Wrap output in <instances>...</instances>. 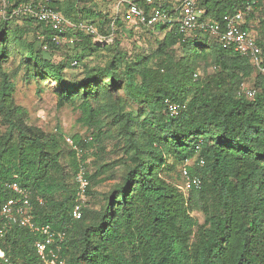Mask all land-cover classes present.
I'll return each mask as SVG.
<instances>
[{
	"label": "trees",
	"instance_id": "1",
	"mask_svg": "<svg viewBox=\"0 0 264 264\" xmlns=\"http://www.w3.org/2000/svg\"><path fill=\"white\" fill-rule=\"evenodd\" d=\"M28 1L16 0L11 9ZM82 1L55 0L52 8L74 25H94L113 42L95 43L93 36L71 29L74 43L57 46L44 23L28 16L0 18V206L15 196L8 183L30 190L35 222L66 233V264H264V73L209 34L181 35L176 24L144 26L154 43L130 54L118 38L120 16L113 19ZM262 1L243 27L251 33ZM197 2L201 21L224 25L246 0ZM159 3L171 10L160 0L142 6L150 13ZM259 21L264 69V12ZM11 60H18L39 92L55 87L58 109L80 111L86 139L76 134L71 146L59 128L47 133L31 123L5 69ZM209 67L214 72L202 76L201 69ZM77 69L81 77L71 74ZM251 79L255 97L240 96V85ZM167 100L186 108L172 117ZM74 147L86 151L85 160L93 156L86 165L87 194L99 196L85 203L80 220L71 216L80 163ZM117 152L118 158L107 159ZM171 158L181 165L195 159L188 168L201 178L199 190L186 194L163 176L175 168ZM111 181L106 192H96ZM194 212L202 213V224ZM38 238L13 227L0 236V250L15 264H40Z\"/></svg>",
	"mask_w": 264,
	"mask_h": 264
},
{
	"label": "built area",
	"instance_id": "2",
	"mask_svg": "<svg viewBox=\"0 0 264 264\" xmlns=\"http://www.w3.org/2000/svg\"><path fill=\"white\" fill-rule=\"evenodd\" d=\"M16 0H0V18L12 19L20 16H28L37 22L48 25L53 34L51 41L57 46L65 44H73L75 39L68 37L71 29L79 30L86 35L94 37L95 43H107L109 40L102 37L97 28L86 22H80L76 25L72 24L65 16L52 8L55 0H30L15 6ZM156 0H123L126 6V13L131 22L154 28L159 24L178 26L181 35H188L194 31L201 30L217 39L223 49L233 50L242 57L248 58L252 61L254 66L264 73L262 68V49L257 44L254 35L243 27L247 23V16H249L254 9V5L258 0H246L245 8L240 10L236 15L226 18L224 25L220 22L201 21L203 12L198 7L197 0H182L177 9H164L159 3L157 8H153L150 13L142 6V3L147 6L155 4ZM44 51L49 50V45L46 43L43 46ZM76 64V63H75ZM198 77L197 75L195 76ZM239 95L247 98H254L256 89L249 83L244 82L240 85ZM166 112L174 117L177 116L181 110L185 109V105L166 101ZM69 145L74 146L72 138H66ZM77 158L79 160V168L75 179L78 183V192L76 202L73 206L71 216L74 220H80L83 216V208L88 201V188L90 182L86 176L89 160H85L86 151L74 147ZM191 160H186L181 168L182 185L180 189L184 193L192 190H199L202 187V180L198 176H192L189 172V163ZM200 166H204V161L199 162ZM8 189L14 193V197L0 206V222L2 228L0 229V236L13 227L25 228L29 232L36 234L39 238L34 243V248L38 256L40 264H66L63 257V247L66 241V233L54 230L50 225H39L35 222L32 215L34 209L33 194L27 188L22 187L16 182L7 184ZM36 203L43 205L41 198H35ZM0 259L7 264H15L7 259L5 253L0 250Z\"/></svg>",
	"mask_w": 264,
	"mask_h": 264
},
{
	"label": "rangeland",
	"instance_id": "3",
	"mask_svg": "<svg viewBox=\"0 0 264 264\" xmlns=\"http://www.w3.org/2000/svg\"><path fill=\"white\" fill-rule=\"evenodd\" d=\"M64 1V0H61ZM260 2V0H258ZM84 7H96L97 11L102 12L103 14L108 15L109 17L116 19L117 16H120L124 23V27L120 30V35L118 38L122 39L123 49L128 51L130 54H135L136 52H140L141 48H146L147 44L151 42L154 43V39L150 37L146 32V28L144 26L133 23L128 18V15L121 5V0H86L81 3ZM264 12V0L262 1V6L257 7L255 19L251 22V27H253L252 33L255 38L259 37L260 30V17ZM114 25V23H113ZM117 29V27H115ZM131 31L133 32L131 34ZM132 35V36H131ZM109 40L108 43L113 42L112 37L107 38ZM148 39V40H146ZM106 44V43H105ZM67 52L66 47H64L60 53L63 54ZM60 53L54 54L55 60L59 61L62 59ZM98 63H103L104 60H98ZM5 69L10 73L12 77V81L16 83V94L15 99L18 105L25 107L29 113L31 123L43 129L47 133L54 132L57 128L62 131L66 138H72L76 134H80L85 139L89 136L87 132V128L79 123L80 111L76 109L74 106H65L62 109L57 108V95L54 90L55 87H43L42 91L39 92V85L33 79H28L26 76V72L23 67L19 66L18 60L10 61L5 65ZM256 68V72H259ZM81 69H77L72 71L71 74L77 77H81ZM214 72L213 67H209L205 70V68L201 69V75L206 76L210 75ZM247 83L249 85L254 86V80L251 79ZM49 84V83H48ZM51 86H54L53 84ZM0 129H3L0 125ZM111 146L109 147L110 150ZM120 152L110 154L108 156V160L112 161L120 156ZM89 162L92 163L94 158L90 156L88 158ZM170 163L175 166L172 171H165L163 176L171 183L175 185H182V180L179 178L181 175V163L176 162L173 158L170 159ZM195 159L191 160L189 165L194 166ZM119 176L118 173L116 175ZM115 181H111L105 183L103 185H99L96 187V192L104 193L110 188V184H113ZM95 198H99L98 195H90L89 202L90 205L95 203ZM89 204H87L88 206ZM192 216L198 220L200 224L204 222V216L200 212H194Z\"/></svg>",
	"mask_w": 264,
	"mask_h": 264
},
{
	"label": "crops",
	"instance_id": "4",
	"mask_svg": "<svg viewBox=\"0 0 264 264\" xmlns=\"http://www.w3.org/2000/svg\"><path fill=\"white\" fill-rule=\"evenodd\" d=\"M160 1L161 3H164V4L169 3V5L172 6L171 9H177L182 2V0H160Z\"/></svg>",
	"mask_w": 264,
	"mask_h": 264
}]
</instances>
